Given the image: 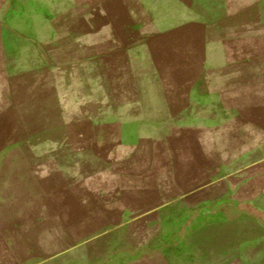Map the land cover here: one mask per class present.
Here are the masks:
<instances>
[{
  "label": "rangeland",
  "instance_id": "rangeland-1",
  "mask_svg": "<svg viewBox=\"0 0 264 264\" xmlns=\"http://www.w3.org/2000/svg\"><path fill=\"white\" fill-rule=\"evenodd\" d=\"M0 264H264V0H0Z\"/></svg>",
  "mask_w": 264,
  "mask_h": 264
}]
</instances>
